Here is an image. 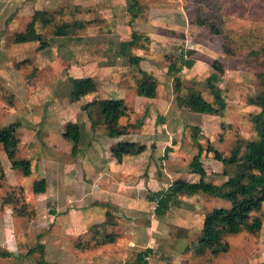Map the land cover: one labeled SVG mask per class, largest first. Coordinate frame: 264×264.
I'll return each instance as SVG.
<instances>
[{"label":"rangeland","instance_id":"374dc122","mask_svg":"<svg viewBox=\"0 0 264 264\" xmlns=\"http://www.w3.org/2000/svg\"><path fill=\"white\" fill-rule=\"evenodd\" d=\"M129 1L143 14L154 4L171 9L175 11V18L187 17L190 30L179 34V38H183L182 46H171L174 52L151 56L157 61L154 100H138L134 87L137 78L125 88L122 96L126 113L119 119L117 127L122 136L109 138L107 128L94 113V108L85 112L82 109V101L102 96L99 89L79 104L71 103L68 98L67 61L71 62L70 59L76 56L81 58L82 53H62L55 56L57 59L52 53H33L32 50L19 57L16 56L18 53H0V127L15 121L21 123L20 128L19 124L17 128L14 125L5 128L18 130V157L30 161V175L21 180V186L11 180L8 155L0 143V165L5 172L4 176L0 166L2 212L13 222L26 218V234L22 238V243H26L29 234L34 237L33 226L38 225L42 213L92 206L93 197L100 191L103 195L97 202L109 211V224L112 223L120 235L115 242L117 247L124 246L129 238L128 231L152 228L157 242L155 252L149 258L150 264H264V203L251 212L250 220L258 219L259 229L242 228L231 232L220 226L217 243L203 246L198 244V238L206 214L214 208H229V200L207 193L179 194L181 204L172 206L162 217L155 215L156 203L150 200L156 191L170 187L175 181H198L199 174L193 161L197 154L206 171L205 180L223 183L237 169L236 165L226 162L235 146H241L243 152L247 141L258 138L252 116L261 109L248 100L263 89L264 56H250L249 52L264 45V0ZM38 2L41 0H0V36L7 34L5 48L16 46L12 44L14 34L29 23V14H33L31 10ZM27 5L31 10L26 8ZM20 9L24 14H18ZM66 16L55 13L52 23L38 24L37 29L43 36L37 41L38 47H44L46 37L61 24L60 21L67 19ZM197 17L205 20L207 25L198 26L195 23ZM7 19L9 29L4 21ZM208 24L215 25L221 33L213 34ZM223 45L228 46L232 54H226ZM140 46L144 47L142 42ZM180 48L185 49V57L194 59L195 65L170 73L172 63L180 66ZM123 60L126 64L128 57ZM213 61L223 66L221 72L211 67ZM213 72L218 75L213 82L221 99L212 95L207 86V77ZM14 82L23 86L19 88L20 92ZM9 83L13 85L10 90L14 95L8 88ZM95 83L98 84L93 80L96 89ZM193 95L210 105L214 112L208 108L197 110L199 102L191 99ZM72 120L83 125L86 131V125L92 121L97 123L96 133L86 136L83 130L76 154L73 153L75 148L62 135L68 126L64 123ZM117 141H135L139 145L145 144L147 149L135 157L123 155L120 163L111 151ZM208 145L219 151L221 160L208 150ZM82 164L87 167L81 169ZM42 175L53 193L58 190L59 195L71 196L65 203L66 208H63L64 204L60 208L58 203L48 201L39 207L29 198V194H35L32 183H38ZM24 190H27V196L23 197ZM110 196L118 200H106ZM92 209L103 207L93 206ZM105 236L104 230L101 242ZM18 251L24 253L27 248ZM136 253L133 250L128 257L133 258ZM16 254L17 250L12 257H0V264H19L20 255Z\"/></svg>","mask_w":264,"mask_h":264},{"label":"crops","instance_id":"0c3cea01","mask_svg":"<svg viewBox=\"0 0 264 264\" xmlns=\"http://www.w3.org/2000/svg\"><path fill=\"white\" fill-rule=\"evenodd\" d=\"M3 1L8 2V0ZM128 1L129 0H41L32 10L30 6L27 5L26 8L30 9L31 12L33 11V14L36 10H44L51 13L52 16H54L55 13L60 17L67 15V19H63V21L59 23L81 22L82 26L69 27L64 35H56L53 31L46 37V44L44 47L40 48L37 44V41L40 39L34 40L27 37L25 40L16 41L17 34L26 33L27 25L31 21L30 19L27 25L20 28V30L14 34L12 44L16 46L5 48L7 44L4 43V37H6L7 34L0 36V53H18L16 56L19 57L21 53H30V50H32L33 53H52L54 58L59 57L62 53H73V55L75 53H82L81 58L76 56L70 59L71 62L67 61L68 68H66V72L69 74L70 83L68 98L71 103L79 104L81 100H85L84 98H88L87 96L89 94L95 93L96 90L99 89L101 91L100 95H102L100 98L85 100L82 101L81 104L84 112L93 107L94 113L97 114L101 121V115L97 113V111L99 112L97 102L102 99H121L123 101L122 94L126 90L125 88L129 87L133 82V79L136 80L137 78L134 87L138 100H154L153 97L138 96L137 84L140 77L136 76L141 74L140 71H144L157 77V61L152 60L151 56H154L156 53H167L171 50L174 52L171 46L181 45L183 38H179V34L183 31L190 30L189 21L185 16H178V18H175L173 16V12L175 11L163 8L158 4L149 6L143 14L138 11L137 5H132V3ZM18 14H24L23 9H20ZM33 14L30 13L29 16L32 18ZM4 21L9 29L10 21L8 19ZM52 22L53 21H51V23ZM38 24H36L35 32L42 38L43 36L37 29ZM8 29L7 31H9ZM1 33L2 32H0V34ZM133 33L137 35L136 38L132 37ZM139 42H142L144 47H141ZM178 51L179 53H184L185 49L180 48ZM126 56L128 57V62L125 64L123 59ZM132 56L139 57V61L137 63L131 62L130 58ZM24 60L26 59H23V61ZM71 78L83 81L87 80L92 83L93 80H96L98 84L95 83V87L97 88H93V84L90 91L80 95L76 99H72L70 96L72 90ZM14 85L18 86L17 89L19 92V88H23L20 83H15ZM8 88L9 90L13 89V85L9 83ZM10 91L12 92V90ZM12 93L14 95V91ZM125 103L126 102L123 101V106L126 108ZM76 123L79 124L76 120H72L64 124H66V127L69 124ZM17 124L20 125H18L20 128L21 123L19 121L12 122L8 124V126L14 125L17 128ZM103 125L107 128L106 134L109 138H117L123 135L122 133L112 136L109 134L108 127L104 123ZM8 126L6 125L5 127ZM77 126L79 127L81 136L75 153L73 152L74 154L78 152L77 149L84 133L86 136H90L93 132L96 133L97 123L92 121V123L86 125L87 131L81 124ZM83 130L85 131L84 133ZM16 131L18 133L17 129ZM119 142L136 143L135 141H117L115 145ZM137 144L139 145V143ZM72 146L74 147L73 144ZM140 146L143 147V152L147 149L145 144H140ZM167 151L168 149H166V153ZM141 152H139L138 155ZM134 155L137 154H127L124 156L130 158V156L135 157ZM19 157L16 151L14 159L18 161L28 160ZM6 159L9 164L8 170H10V176H12L11 180H16L22 186L21 180L30 174L25 175L20 167L12 168L11 159H9L8 156ZM122 159L123 158L118 162L121 163ZM0 166L5 176L3 167L2 165ZM85 167H87V164H82L81 169H85ZM99 169L98 167V171H100ZM122 170H124V168ZM41 177L45 181L43 190L36 192L34 190L36 181L33 182L32 190L35 194L33 196L29 194V198L32 201H36L39 207L48 201L51 203H58V207L64 204L63 206L65 207L63 208H66L65 203L70 200L71 196L65 194L59 195L57 193L58 190L53 193V190L47 186L46 177L43 175ZM26 191L27 190H24V192L21 193L23 197L25 195L27 196ZM53 194L55 197H53ZM96 194L97 195L93 197L92 201L94 203L92 206L85 205L80 209L67 208L64 209L63 212L57 211L53 214L42 213L37 221L38 225H32L34 237L32 238L29 234V239L26 238V243H22V238H24L26 234L24 231V222L26 218L21 222H13L7 213L2 212L0 200L1 259L14 256L17 250L16 255H20V260H18L19 264H27V262L30 264H37L39 261H44L49 264H135V256L133 258L128 257V255H132L133 250L139 252L150 248L155 252L154 247L157 241L155 239V233L152 228L149 229L150 227H141L133 231H128L130 234H126L129 238H126L128 240H126L124 246L117 247L115 242L120 235H118L119 233L116 231L115 227H113L114 225L112 223L111 225L113 226L109 224V220L107 219V217L110 216L109 211L105 209L103 204L97 202L101 199L100 196L103 194L100 191ZM2 195H0V199ZM113 199L114 198L110 196L107 197L106 200L111 201ZM114 200L118 199L115 198ZM93 206H101L103 209H92ZM25 226L30 228L29 225ZM22 230L23 232H20ZM104 230L106 236L103 242H101L100 239ZM17 233H19L18 237L16 236ZM29 244H32V246L30 247ZM26 248L27 251L24 253L18 251L25 250ZM151 255L148 257V264H150L149 258Z\"/></svg>","mask_w":264,"mask_h":264},{"label":"trees","instance_id":"16d2710c","mask_svg":"<svg viewBox=\"0 0 264 264\" xmlns=\"http://www.w3.org/2000/svg\"><path fill=\"white\" fill-rule=\"evenodd\" d=\"M52 18L51 13L44 10H36L30 23L27 25L26 33L17 34L16 41L25 40L27 37L34 40L41 39L35 32L36 24L40 23L42 25H48L53 21ZM195 23L198 26L207 25L206 21L200 17L196 18ZM208 25L213 34L219 35L221 33L215 25ZM72 26L80 27L82 26V23L65 22L59 24L55 27L54 33L56 35H64L66 34L67 29ZM132 37L136 38L137 35L133 33ZM223 50L226 54H232V51L226 45H223ZM259 54H263L264 56V45L258 50H252L249 52L250 56ZM139 59L140 58L137 56H132L130 61L137 63ZM179 59L180 66L177 67L175 63H172L169 68L170 73L179 72L182 67L191 68L195 62L193 58L185 57L184 53H180ZM217 64V61H213L211 67L219 69L221 72L223 66ZM140 73L141 77L137 84V93L143 96L154 97L157 84L155 77L144 71H140ZM217 78L218 75H216V73H211L207 77V86L212 95L221 99V96L216 92V87L213 82L216 81ZM70 81L72 84V90L70 92L72 99H76L80 95L87 93L93 86V83L87 80L83 81L71 78ZM191 99L199 102L198 106H196L197 110L205 111L208 108L207 110H212L211 112H214L210 105L197 99L194 95ZM248 101L261 109L260 113L252 116V122L258 138L247 141L246 148L243 152L239 145L235 146L232 150L231 155L226 162L237 166L235 174L231 175L221 184H214L206 181V171L203 168L199 154H197L194 156L193 161L195 170L199 174L198 181H175L170 187L155 192L150 198L151 201L156 203L154 213L158 217L164 216L172 206H179L181 204V200L178 197L179 194L194 196L200 193H207L214 197L229 200L231 202L229 208H214L206 214L203 221L202 232L198 238V244L203 246H211V244L217 243L219 237L218 228L220 226L231 232L239 231L242 228L248 231H254L260 227L258 219L255 220V218L251 221L250 218L251 212L259 209L264 203V85L259 94L250 98ZM97 106L103 123L108 127L109 134L112 136L121 134L117 127L119 119L126 113L123 101L121 99H102L97 102ZM63 136L66 140L71 142L76 149L81 136L79 127L76 124H69ZM0 143L3 145L9 159H11L12 167H20L25 175H29L30 161H18L14 159L19 144V137L16 129L0 127ZM75 149L73 150L74 153ZM142 150L143 147L134 142H119L111 149L113 155L118 160H121L123 155L138 154ZM208 150L213 151L214 156L221 160L219 151H214L211 145H208ZM44 185L45 181L44 179H41L38 183L34 184V190L40 192L43 190ZM152 253L153 251L150 248L137 252L134 263L148 264V257ZM37 264L49 263L39 261Z\"/></svg>","mask_w":264,"mask_h":264}]
</instances>
